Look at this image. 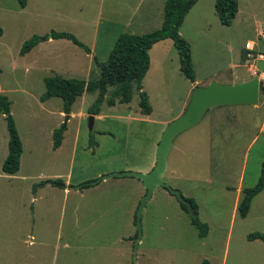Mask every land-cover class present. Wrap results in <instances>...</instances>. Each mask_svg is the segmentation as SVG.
Segmentation results:
<instances>
[{
	"label": "rangeland",
	"instance_id": "rangeland-1",
	"mask_svg": "<svg viewBox=\"0 0 264 264\" xmlns=\"http://www.w3.org/2000/svg\"><path fill=\"white\" fill-rule=\"evenodd\" d=\"M235 1L237 13L228 27L219 24L214 0H200L179 28L199 83L235 85L264 73V0ZM159 2L25 0L20 8L15 0H0V94L10 103L21 143L18 171L0 170V264H264V242L247 240L251 233L264 234V188L245 218L237 217L234 206L237 186L252 188L264 159L263 93L258 92V109L237 105L208 111L171 142L161 179L194 201L206 236L198 238L189 213L155 187L141 211L135 252L134 212L145 190L132 177L101 178L147 173L161 132L184 111L190 83L178 71L172 43L149 52L141 80L148 115L140 113L134 88L127 104L112 106L106 104L108 89L91 130L87 108L95 92L75 99L66 122L69 114L62 113L59 98L39 100L45 78L96 79L97 64L105 62L119 34L158 29ZM51 32L72 35L92 48L93 56L63 39L40 41L19 55L29 38ZM246 42L262 60L246 56ZM57 131H62L60 144L52 149ZM6 144L0 115V166Z\"/></svg>",
	"mask_w": 264,
	"mask_h": 264
},
{
	"label": "trees",
	"instance_id": "trees-1",
	"mask_svg": "<svg viewBox=\"0 0 264 264\" xmlns=\"http://www.w3.org/2000/svg\"><path fill=\"white\" fill-rule=\"evenodd\" d=\"M20 8L25 6V0H15ZM197 0H165L162 6V21L160 27L143 35L119 34L112 48L107 54L104 63L97 64L99 68L98 77L93 80L63 79L57 76L44 79L45 91L39 100L45 101L49 98H59L62 102V113L69 114L70 107L76 98L83 93H96L92 104L87 108V115L96 116L100 105L108 89H111L110 97L106 100L108 106L115 103L127 104L131 99L132 89L138 93V108L140 113L148 115L151 112L147 96L141 91V80L143 79L149 65L148 50L159 41L170 40L178 58V71L189 83L194 82V73L190 60L188 44L178 35L179 27L189 9ZM213 10L220 25L228 27L237 13L235 0H214ZM2 31L0 29V36ZM63 39L70 41L73 45L88 53V49L79 43L72 35L67 33L51 32L43 36H32L25 41L19 50V55L29 52L40 41ZM258 91L264 94V86L259 85ZM9 101L0 94V115L3 116L7 132V150L1 163L0 170L4 174L13 175L19 168V157L21 154V143L12 118L9 114ZM63 131V129H62ZM52 135V149H56L61 140V133ZM92 141L90 142V144ZM51 186H61L59 180H48ZM264 188V159L260 165V172L255 185L249 189L241 190V197L236 205V214L240 219L245 218L248 213L251 200ZM190 204L192 213L189 214V223L196 230L198 238H204L207 226L197 219V207L192 199L185 198ZM179 208L186 211L184 205ZM247 240H259L264 242V234L251 233ZM200 264H208L206 260Z\"/></svg>",
	"mask_w": 264,
	"mask_h": 264
},
{
	"label": "water",
	"instance_id": "water-1",
	"mask_svg": "<svg viewBox=\"0 0 264 264\" xmlns=\"http://www.w3.org/2000/svg\"><path fill=\"white\" fill-rule=\"evenodd\" d=\"M259 81L252 79L235 85H218L215 82H209L204 87L192 90L188 103L183 113L175 120L168 123L159 136L158 143L155 148L153 167L147 173L136 172H120L105 175L101 180H107L112 177H132L141 182L144 194L140 197L138 205L134 212V226L136 230V241L134 243L133 252L140 238V217L144 203L151 196L155 187L165 189L170 195H173L179 204L185 206L186 211L191 214L190 204L181 196V194L170 189L161 177L166 168V156L169 152L172 140L184 130L197 124L203 114L212 108L230 105H254L257 102ZM68 116H65V122ZM93 124V116H88V129L91 130ZM64 126V123L63 125ZM92 182L89 185H94ZM134 256V253H133Z\"/></svg>",
	"mask_w": 264,
	"mask_h": 264
},
{
	"label": "crops",
	"instance_id": "crops-1",
	"mask_svg": "<svg viewBox=\"0 0 264 264\" xmlns=\"http://www.w3.org/2000/svg\"><path fill=\"white\" fill-rule=\"evenodd\" d=\"M164 1L165 0H161V3L159 2V4H157V8H161L162 6H163V3H164ZM200 0H197L196 1V3L197 2H199ZM196 3L189 9V11L196 5ZM161 6V7H160ZM157 10V9H156ZM189 11L187 12V14L185 15V17H184V19H183V22H184V20H185V18H186V16L188 15V13H189ZM214 11V10H213ZM158 12V11H157ZM215 14V13H214ZM235 17V16H234ZM217 18V17H216ZM234 19V18H233ZM182 22V23H183ZM161 24V23H160ZM220 24V23H219ZM182 25V24H181ZM222 26V25H221ZM230 26V25H229ZM159 27H160V25H159ZM180 28V27H179ZM130 34H134V33H130ZM178 34L180 35V37L182 38V36H181V34H180V31L178 30ZM134 35H137V34H134ZM139 35V34H138ZM59 40H61V39H59ZM47 41H49V40H47ZM167 41H170V40H163V41H159V42H157V43H155V44H153L152 46H151V48L148 50V52H147V54L149 55V52L152 50V48L153 47H158V48H160V49H163V48H168L169 47V44H168V42ZM170 43H171V41H170ZM247 44V46L250 48V50L249 51H247V50H243V51H245V53L246 54H250L251 55V57L249 58V59H252V60H262L263 59V57H262V55L261 54H258V53H256V54H252L251 52H252V43H250V42H246L245 44H244V46ZM88 49V48H87ZM91 50H92V48H90V49H88V53H86V56H88V57H90V56H93V54L91 53ZM258 55H261V59H258L257 58V56ZM247 59H244V61L243 62H245ZM148 68H149V65H148ZM148 70V69H147ZM147 72V71H146ZM251 75L252 76H256V74H255V72H253L252 71V73H251ZM258 76L260 77V78H258L257 80L259 81V84H260V82L261 83H264V73L263 72H261V73H259L258 74ZM249 80H252V79H246V78H244V79H242V80H240V82L239 83H243V82H246V81H249ZM209 82H207V81H205V82H197L196 80H195V78H194V82L193 83H190V85H189V96H190V94H191V92H192V90H194L195 88H199V87H204V86H206L207 84H208ZM188 100H189V98H188ZM264 104V103H263ZM257 102H256V104H254V105H250V107H251V109H258L257 108ZM232 106H237V105H230V106H220V107H215V108H212V109H209V110H207L206 112H208V111H213V110H216V109H223V108H225V107H232ZM249 106V105H248ZM205 112V113H206ZM183 113V112H182ZM204 113V114H205ZM203 114V115H204ZM72 116V114L71 113H69V115H68V117H71ZM95 118H97V116H93V120L95 119ZM202 118V117H201ZM252 141H253V139H252ZM241 190H242V188H240L239 186H237V188H236V195H235V198H234V206H235V209H236V205H237V203H238V201H239V199H240V197H241Z\"/></svg>",
	"mask_w": 264,
	"mask_h": 264
},
{
	"label": "built area",
	"instance_id": "built-area-1",
	"mask_svg": "<svg viewBox=\"0 0 264 264\" xmlns=\"http://www.w3.org/2000/svg\"><path fill=\"white\" fill-rule=\"evenodd\" d=\"M244 49L247 50V51L250 50V48L247 46V44L244 46ZM246 56H247V57H251L250 54H246ZM257 58H258V59H261L262 57H261V55H258Z\"/></svg>",
	"mask_w": 264,
	"mask_h": 264
}]
</instances>
